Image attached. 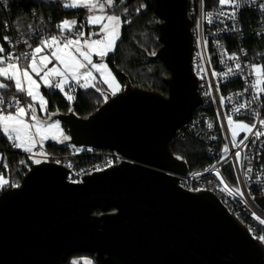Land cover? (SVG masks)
<instances>
[{
	"label": "water",
	"instance_id": "water-1",
	"mask_svg": "<svg viewBox=\"0 0 264 264\" xmlns=\"http://www.w3.org/2000/svg\"><path fill=\"white\" fill-rule=\"evenodd\" d=\"M154 6L162 46L153 57L170 72L167 95L127 84L88 117L47 107V122L67 127L64 144L133 161L78 183L61 164L35 163L19 186L0 193V264H68L73 252L94 254L96 264H264V245L215 194L186 190L172 174L189 170L170 144L203 98L188 0ZM255 200L264 210V195Z\"/></svg>",
	"mask_w": 264,
	"mask_h": 264
},
{
	"label": "built area",
	"instance_id": "built-area-1",
	"mask_svg": "<svg viewBox=\"0 0 264 264\" xmlns=\"http://www.w3.org/2000/svg\"><path fill=\"white\" fill-rule=\"evenodd\" d=\"M210 1L211 4L208 5L207 0H188L194 45L193 71L199 80L198 91L203 103L193 112L188 123L177 128L174 134L180 140L191 137L202 142L210 161L201 169L172 174L186 190L215 194L228 211L248 228L252 236L264 245V240L260 239L264 236V223H261L264 221V210L255 200L264 195V135H255L257 131L264 132V126L259 123L264 119V92L252 87L257 76L250 69L251 65L264 68V0H236L239 4L236 9L228 5L221 7L218 0ZM3 3L8 8L7 3ZM73 20L77 23L71 28L61 30L59 27L64 21ZM38 23V26L29 27L27 31L13 23H7L6 36L9 39L6 40L4 53L1 55L8 52L15 55L30 52L53 36L63 41L65 36L74 38L73 34L78 32H83L85 38L97 33L91 32L86 16L58 21H52L48 17L38 19ZM250 34L262 42V47L250 51L247 44ZM50 51L45 47L42 52L49 54ZM233 56L236 59H230ZM19 63L22 65L24 61ZM237 63L241 65L240 69H236ZM229 68L233 71L229 72ZM258 87L264 88V83ZM0 96L3 95L0 93ZM254 96L257 98L253 99ZM14 98L19 99L21 105L29 101L25 93H18ZM14 98L4 97V106L7 107V102ZM241 104L246 107L240 108ZM228 116H232L233 128L242 123L249 127L255 125L251 131L236 128V146L233 144ZM27 117L30 119V115ZM8 144L16 148L12 141L8 140ZM59 144L64 148L60 153L52 151L46 144L38 143L34 151L27 155L34 164L37 160L61 164L67 169V181L73 183L81 182L85 176L114 165L133 161L117 150L66 145L63 142ZM225 146L228 148L227 154L224 153ZM236 153L240 154L239 158ZM227 165L232 168L234 181L227 176ZM17 186L19 185L15 187Z\"/></svg>",
	"mask_w": 264,
	"mask_h": 264
},
{
	"label": "trees",
	"instance_id": "trees-1",
	"mask_svg": "<svg viewBox=\"0 0 264 264\" xmlns=\"http://www.w3.org/2000/svg\"><path fill=\"white\" fill-rule=\"evenodd\" d=\"M3 2L7 3L8 8H5ZM114 2L117 5L115 12L120 13L122 25L115 50L107 56V61L121 83L122 90L127 84H131L167 95L168 87L165 79L170 76V72L161 59L153 57L162 46L158 41L157 27L162 19L155 11L154 0H114ZM207 4H211V1L207 0ZM86 12L84 8L65 7L60 0H0V46L6 45L4 38L7 35L6 25L9 22L27 31L29 27L39 25L38 19L51 17L52 21H58L63 18H80L86 16ZM247 44L250 51L262 47V42L251 34L247 38ZM96 86L101 91H97L96 88L79 89L73 93L74 99L71 101L58 89L42 87V91L47 97L51 112L73 111L79 117H88L108 99L105 95L106 86L103 83H98ZM0 93L7 99H12L18 94L14 87L7 90L0 89ZM62 126L64 129L67 128L64 124ZM45 144L56 153L64 151L59 143L47 141ZM170 147L175 156L186 160L190 170L201 169L210 161L206 155V146L195 138L180 140L174 137ZM0 152L2 153L0 169L8 180V184L0 188L2 193L5 189L20 185L24 175L34 163L30 162L26 153L10 147L2 133H0ZM225 169L228 178L234 181L231 166L227 165ZM114 211L115 208L108 210V212ZM102 212L100 209L94 210L98 215ZM81 255L90 256L93 264H96L95 255L86 252H73L67 257V263L71 264V258Z\"/></svg>",
	"mask_w": 264,
	"mask_h": 264
},
{
	"label": "snow or ice",
	"instance_id": "snow-or-ice-1",
	"mask_svg": "<svg viewBox=\"0 0 264 264\" xmlns=\"http://www.w3.org/2000/svg\"><path fill=\"white\" fill-rule=\"evenodd\" d=\"M218 3L221 7L225 5L233 9L239 7L236 0H218ZM64 6L85 8L88 13H90L87 17V23L90 25H99V32L92 33L88 38L84 37L83 32H78L73 34L74 38L65 36L63 41L53 36L50 40L42 41L39 46L35 47L30 52L21 53L20 55L8 52L5 55H0V77L4 78L3 81H0V89L7 90L14 87L17 93H25L26 96L30 98L24 105H21L19 99L14 98L11 102H7V107H5L6 101L3 96H0V133H2L7 140L12 141L14 147L23 149L25 152H31L38 142L42 144L43 140L48 138L47 134L52 129H59L58 121L54 124H48L47 120H41L36 114L37 109L34 102L38 100L40 109L43 111H47L48 102L40 91L41 84L33 78L32 74L39 77V81H41L45 87L59 89L61 92H64L65 85H68L70 80L76 81L80 87H95L97 91H101L94 83L96 77L93 75V70H95V72L99 73L103 78V82L107 83L112 89L113 95L119 90V86L115 82V77L111 75V71L107 68L103 60L109 52L115 50V43L119 39L121 17L115 14H94L96 10L103 13L106 6H114L113 0H104V2H100V0H72L71 3H67ZM207 15L211 16V13ZM232 16L233 18L235 17V11H233ZM76 23L75 20L71 22L64 21L59 27L61 30H64L66 28H71V26ZM92 35L98 38L92 39ZM4 39L8 40L9 38L6 36ZM45 47L51 49L50 53L48 55L38 56ZM2 53H4V48L0 46V54ZM93 54L100 57L99 62H93ZM50 57L54 58L59 66L47 68V64L51 62ZM230 59H236V57L233 56L230 57ZM21 60L25 62L23 65L19 63ZM240 68L241 65L237 63L236 69ZM82 69L83 71H81ZM250 69L251 72L255 73L257 76L252 87L257 88L260 92H264V88L258 87L264 83V79L261 78L264 77V68L258 65H251ZM228 71L232 72L233 70L229 68ZM42 72L43 75H41ZM213 75H216V73L213 72ZM81 80H83V83H80ZM65 95L69 101L74 99L73 96L67 93H65ZM256 98V96L253 97V99ZM221 101L223 102V97H221ZM244 107H246L245 104L240 105V108ZM11 109H14V111ZM28 115H30L33 123H28L25 120V117ZM50 115H54V113ZM259 123L261 126H264V119H261ZM228 124L229 127L232 128L234 146H236V128L251 131L252 128L255 127V125L249 127V125L242 123L236 125V128H233L232 116H228ZM209 127H212V125L209 124ZM32 129H35V134L32 132ZM37 135L40 137V141L35 139ZM255 135L259 137L264 135V132L257 131ZM65 139H67V137H65ZM244 139L246 140L247 137ZM241 143H243V141H241ZM227 152L228 148L225 146L224 153L227 154ZM239 155V153H236L237 158H239ZM35 162L40 163L39 160ZM110 163L109 161V164ZM249 171H251V169H249ZM221 182L223 183L222 178ZM6 183L8 182L0 176V185ZM225 188L227 189V185H225ZM237 192H239L238 189ZM261 223H264V221H261ZM260 239L264 240V236L260 237ZM73 264H75V262H73ZM85 264H90V262L85 261Z\"/></svg>",
	"mask_w": 264,
	"mask_h": 264
},
{
	"label": "rangeland",
	"instance_id": "rangeland-1",
	"mask_svg": "<svg viewBox=\"0 0 264 264\" xmlns=\"http://www.w3.org/2000/svg\"><path fill=\"white\" fill-rule=\"evenodd\" d=\"M60 1H61L64 5L67 4V3H71V2H72V0H60ZM100 2H104V0H100ZM113 3H114V6H111V7L106 6L105 11H104L103 13H101L99 10H96V11L94 12V14H95V15H109V14H115V15L120 16V13L115 12V11H116L115 9L117 8V5L115 4L114 0H113ZM71 8H73V7H71ZM75 8H83V7H75ZM84 9H85V8H84ZM86 11H87V10H86ZM89 14H90V13H88V11H87V12H86V18L88 17ZM120 17H121V16H120ZM105 22H106V21H105ZM88 25H89L90 28H91V32H99V25H90L89 23H88ZM121 25H122V24H121ZM120 30H121V26H120V29H119V37H120ZM87 38H88V37H87ZM96 38H98V37H97V36H92V39H96ZM117 41H118V40H117ZM117 41H116V42H117ZM115 46H116V43H115ZM112 52H113V51H112ZM112 52H109V53L107 54V56H108L110 53H112ZM39 55H48V54L42 52V53H39L38 56H39ZM107 56H106V57H107ZM106 57H105V58H106ZM105 58H104L103 62L107 65V68L111 71V75L115 77V82H116V83L118 84V86H119V90L115 93V95H116L117 93H119V92L122 90V85H121V83L119 82V80H118L117 76L115 75L114 71H113V70L111 69V67L109 66L107 59H105ZM92 59H93V62H94V63L100 61V57L97 56V55H95V54H93ZM50 60H51V62L47 64V68H52V67H54V66H59V65H58V62L55 61L54 58H51V57H50ZM81 71H83V69H82ZM32 75H33V78L36 79V80L38 81V83L41 84L40 91H41V93L44 95V93H43V91H42V87H45V86L43 85V83H42L41 81H39V77H36L35 74H32ZM41 75H43V72L41 73ZM93 75L96 77V80L94 81V83H95L96 85H97L98 83H103V84L106 86V94H105L106 97H107V98H110L111 96H114V95L112 94V89L109 87V85H108L107 83H104V82H103V78L100 76V74L97 73V72H95V70H93ZM3 79H4V78L0 77V81H3ZM56 79H58V78H56ZM5 82H6V81H5ZM80 83H83V80H81ZM70 86H71V87H70ZM25 87H26V85H25ZM45 88H47V87H45ZM89 88H95V87L83 88V87H80V86L76 83V81H71V80H70L69 83H68V85H65L64 92H62V93H63V94L67 93L68 95H71V96H72L73 93H74L76 90H79V89H89ZM47 89H50V88H47ZM53 90H54V88H53ZM58 90H59V89H58ZM59 91H60V90H59ZM60 92H61V91H60ZM44 97H45L46 101L48 102L47 97H46L45 95H44ZM29 100H30V98H29ZM34 105H35V107H36V109H37V112H36L37 116H38L41 120H47V117H48V116H47V111H43V110L40 109V105H39V101H38V100L34 102ZM47 107H48V104H47ZM25 120H26L28 123H33V121L31 120V117H30V119H29V117L26 116V117H25ZM56 122H57V121L48 122V124H54V123H56ZM58 122H59V121H58ZM32 132L35 134V129H32ZM47 136H48V138L45 139V140H43L42 144H45L47 141H53V142H55V143H58V142L63 138V136L67 137V134L65 133L62 124L59 122V129H52V130L47 134ZM53 137H55V138H53ZM35 139H36L37 141H40V137H39L38 135L35 136ZM38 143H39V142H38ZM38 143H36L35 147H33V149H32L31 152H25L23 149H20V148H18V149H20L22 152H24V153H26V154H30V153H32V152L34 151V149L36 148V146H37ZM1 159H2V153L0 152V162H1ZM1 171H2V170H1ZM0 176H2V177L4 178V180H6V181L8 182V180L3 176L2 173L0 174ZM6 184H8V183H6ZM6 184H2V185H0V188H2V186L6 185ZM85 261H89L90 264H93V260H92V258H91L90 256H87V255L75 256V257H73V260H72V262H75V264H85Z\"/></svg>",
	"mask_w": 264,
	"mask_h": 264
},
{
	"label": "crops",
	"instance_id": "crops-1",
	"mask_svg": "<svg viewBox=\"0 0 264 264\" xmlns=\"http://www.w3.org/2000/svg\"><path fill=\"white\" fill-rule=\"evenodd\" d=\"M41 53H42V52H41ZM64 137H65V136H63V138H62L58 143L62 142V140L64 139Z\"/></svg>",
	"mask_w": 264,
	"mask_h": 264
},
{
	"label": "flooded vegetation",
	"instance_id": "flooded-vegetation-1",
	"mask_svg": "<svg viewBox=\"0 0 264 264\" xmlns=\"http://www.w3.org/2000/svg\"><path fill=\"white\" fill-rule=\"evenodd\" d=\"M72 260H73V258H71V261H70L71 264H73Z\"/></svg>",
	"mask_w": 264,
	"mask_h": 264
}]
</instances>
